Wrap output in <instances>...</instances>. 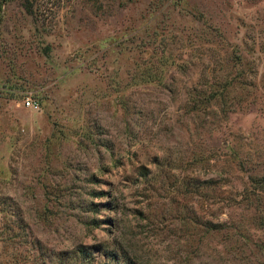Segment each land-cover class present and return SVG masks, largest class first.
Listing matches in <instances>:
<instances>
[{"label": "rangeland", "instance_id": "obj_1", "mask_svg": "<svg viewBox=\"0 0 264 264\" xmlns=\"http://www.w3.org/2000/svg\"><path fill=\"white\" fill-rule=\"evenodd\" d=\"M0 1V264H264V0Z\"/></svg>", "mask_w": 264, "mask_h": 264}, {"label": "trees", "instance_id": "obj_2", "mask_svg": "<svg viewBox=\"0 0 264 264\" xmlns=\"http://www.w3.org/2000/svg\"><path fill=\"white\" fill-rule=\"evenodd\" d=\"M0 12H1V3H0ZM200 225L203 226L206 229V231H210L212 229H215V230L219 231L221 229V227H222L221 226L222 225L221 223L214 224L211 221L200 222Z\"/></svg>", "mask_w": 264, "mask_h": 264}, {"label": "built area", "instance_id": "obj_3", "mask_svg": "<svg viewBox=\"0 0 264 264\" xmlns=\"http://www.w3.org/2000/svg\"><path fill=\"white\" fill-rule=\"evenodd\" d=\"M23 104L27 107L33 108V109H38V104L36 101L30 99V98H25L23 100Z\"/></svg>", "mask_w": 264, "mask_h": 264}]
</instances>
